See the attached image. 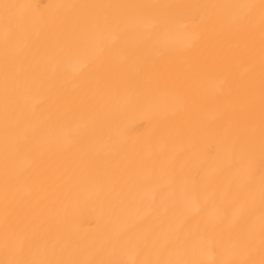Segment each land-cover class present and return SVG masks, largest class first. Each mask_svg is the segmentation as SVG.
I'll use <instances>...</instances> for the list:
<instances>
[{"label":"bare ground","instance_id":"6f19581e","mask_svg":"<svg viewBox=\"0 0 264 264\" xmlns=\"http://www.w3.org/2000/svg\"><path fill=\"white\" fill-rule=\"evenodd\" d=\"M0 264H264V0H0Z\"/></svg>","mask_w":264,"mask_h":264}]
</instances>
